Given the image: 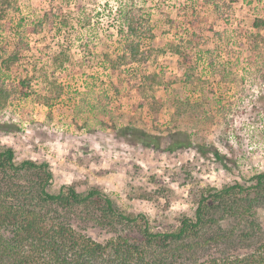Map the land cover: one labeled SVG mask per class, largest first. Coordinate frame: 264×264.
Instances as JSON below:
<instances>
[{
    "label": "rangeland",
    "instance_id": "rangeland-1",
    "mask_svg": "<svg viewBox=\"0 0 264 264\" xmlns=\"http://www.w3.org/2000/svg\"><path fill=\"white\" fill-rule=\"evenodd\" d=\"M0 87V149L49 163L50 192L178 231L264 172V0H0Z\"/></svg>",
    "mask_w": 264,
    "mask_h": 264
},
{
    "label": "trees",
    "instance_id": "trees-1",
    "mask_svg": "<svg viewBox=\"0 0 264 264\" xmlns=\"http://www.w3.org/2000/svg\"><path fill=\"white\" fill-rule=\"evenodd\" d=\"M9 96L0 87V112ZM252 179L210 190L178 231L152 232L144 215H125L96 188L50 192L49 163L17 164L13 148L0 149V264H264V172ZM92 206L95 215L74 213ZM93 225L109 234L92 235Z\"/></svg>",
    "mask_w": 264,
    "mask_h": 264
}]
</instances>
